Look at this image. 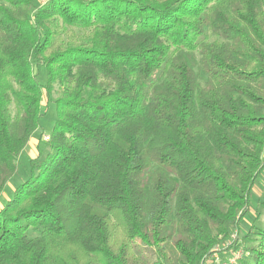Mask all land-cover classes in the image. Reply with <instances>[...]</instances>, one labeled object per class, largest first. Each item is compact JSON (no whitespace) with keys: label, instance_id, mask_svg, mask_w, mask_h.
Masks as SVG:
<instances>
[{"label":"trees","instance_id":"16d2710c","mask_svg":"<svg viewBox=\"0 0 264 264\" xmlns=\"http://www.w3.org/2000/svg\"><path fill=\"white\" fill-rule=\"evenodd\" d=\"M50 104L0 264L236 251L264 170V0H0V192ZM241 241L264 264V226Z\"/></svg>","mask_w":264,"mask_h":264},{"label":"rangeland","instance_id":"374dc122","mask_svg":"<svg viewBox=\"0 0 264 264\" xmlns=\"http://www.w3.org/2000/svg\"><path fill=\"white\" fill-rule=\"evenodd\" d=\"M40 4L42 0H37ZM48 1V0H46ZM54 122V106L50 104L47 108L46 115L42 118V130H37L33 137L30 139L27 147L23 150L19 157V167L18 171L12 176L6 183L5 189L0 192V206L5 200L10 198L13 194L14 188L26 180L29 176L30 164L29 160L34 158L37 154V146L39 145L43 152H46V144L43 136L48 135ZM41 135V139L40 138ZM249 211L244 215L242 220L239 223V239H238V248L236 251L240 253V259L236 260L234 263H229L231 253L234 250H218L217 256H212L208 259L209 264H242L243 261H250V255L245 249V243L242 242L243 235L248 232L250 229L252 231H257L264 226V170L259 175L257 180L254 183L252 194L249 203ZM259 213V215H258ZM232 239H234L236 230H233ZM236 239V238H235ZM223 246H220L222 249ZM211 260V261H210Z\"/></svg>","mask_w":264,"mask_h":264},{"label":"built area","instance_id":"2783aa9c","mask_svg":"<svg viewBox=\"0 0 264 264\" xmlns=\"http://www.w3.org/2000/svg\"><path fill=\"white\" fill-rule=\"evenodd\" d=\"M45 2V0H42L41 3L43 4ZM44 140H48L49 139V135H44L43 136ZM213 256H217V254H214ZM240 259V253L238 251H234L233 253H231V257L229 259V263H234L236 262V260ZM208 264V262H207Z\"/></svg>","mask_w":264,"mask_h":264}]
</instances>
